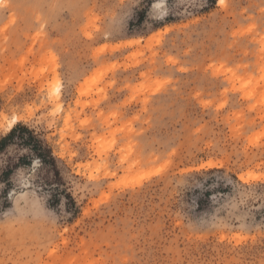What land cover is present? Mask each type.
Masks as SVG:
<instances>
[{
    "label": "rangeland",
    "instance_id": "obj_1",
    "mask_svg": "<svg viewBox=\"0 0 264 264\" xmlns=\"http://www.w3.org/2000/svg\"><path fill=\"white\" fill-rule=\"evenodd\" d=\"M18 123L0 264H264V0H0Z\"/></svg>",
    "mask_w": 264,
    "mask_h": 264
},
{
    "label": "trees",
    "instance_id": "obj_2",
    "mask_svg": "<svg viewBox=\"0 0 264 264\" xmlns=\"http://www.w3.org/2000/svg\"><path fill=\"white\" fill-rule=\"evenodd\" d=\"M15 134L20 138L22 144L29 146V149L34 153V156L38 159L41 166L47 164L51 167L53 166L55 157L52 155L50 148L45 146L42 141L33 134L32 130L21 123L16 124L6 135L0 137V149L7 141L11 140Z\"/></svg>",
    "mask_w": 264,
    "mask_h": 264
},
{
    "label": "snow or ice",
    "instance_id": "obj_3",
    "mask_svg": "<svg viewBox=\"0 0 264 264\" xmlns=\"http://www.w3.org/2000/svg\"><path fill=\"white\" fill-rule=\"evenodd\" d=\"M220 2L223 3L224 0H220ZM155 7H159V5H156ZM58 90H59V89H57V91H58ZM241 179H243V177H241Z\"/></svg>",
    "mask_w": 264,
    "mask_h": 264
}]
</instances>
